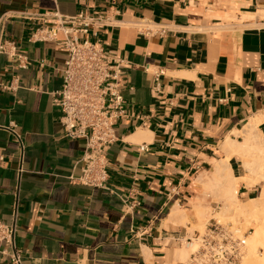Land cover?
<instances>
[{
	"label": "crops",
	"instance_id": "obj_1",
	"mask_svg": "<svg viewBox=\"0 0 264 264\" xmlns=\"http://www.w3.org/2000/svg\"><path fill=\"white\" fill-rule=\"evenodd\" d=\"M55 12L108 18L75 35L129 66L103 189L79 181L87 143L66 136L53 103L64 35L34 37L39 17ZM0 24V44L20 56L0 51V84L14 88L0 87V220L16 226L22 264L183 263L198 177L227 159L234 177L246 176L226 143L243 144L238 133L264 114V0H0Z\"/></svg>",
	"mask_w": 264,
	"mask_h": 264
},
{
	"label": "built area",
	"instance_id": "obj_2",
	"mask_svg": "<svg viewBox=\"0 0 264 264\" xmlns=\"http://www.w3.org/2000/svg\"><path fill=\"white\" fill-rule=\"evenodd\" d=\"M44 27L34 35L39 41H58L67 59L63 69V86L54 94L53 103L60 110V123L70 139H83L87 143L81 164V184L105 188L108 180L105 150L118 138L115 123L126 117V101L122 95L121 75L129 67L123 61L113 60L104 50L100 40H81L75 34H87L89 28L106 26L108 18L88 17L79 14L67 17L58 12L40 17ZM0 24V40L3 28ZM147 33H164L162 28L142 27ZM74 34L72 37L70 35ZM96 35V34H95ZM0 51L18 56L14 43L0 44ZM20 57V56H18ZM26 67V66H21ZM0 87L14 90L12 85ZM22 144L21 136L14 131ZM144 150V148H142ZM246 237L239 236L234 226L219 224L213 219L203 235L196 233L189 243L197 240L200 248L181 264H240L246 250ZM16 226L0 220V254L10 259V264H22L23 251L15 242Z\"/></svg>",
	"mask_w": 264,
	"mask_h": 264
},
{
	"label": "bare ground",
	"instance_id": "obj_3",
	"mask_svg": "<svg viewBox=\"0 0 264 264\" xmlns=\"http://www.w3.org/2000/svg\"><path fill=\"white\" fill-rule=\"evenodd\" d=\"M263 123H264V114L263 115L258 114L255 118L250 119V121L246 124L243 130L240 133H238L239 136H242V138L244 139L243 144H238L236 147H234V144L230 141V139L227 140L226 147L233 148L235 153H239L240 155L243 156V158L246 159L244 160L243 163L246 169L245 177L236 178L232 176V179L227 178L226 172L231 171V167L227 159L217 162L215 165V170L212 174L205 173L200 175L195 183L201 188L199 191V196L197 201L193 203L194 210L199 213L198 215L201 214L200 211L202 210L203 207V205L201 206L202 202L199 200L204 198L203 195H205L207 193V190H209L211 194H216V197L221 198V200H223L224 202L222 208L223 211L220 213L221 219H224V221H235V222H238V219L241 216L242 217L250 216L248 214L249 206L248 204H245L246 199L245 200L241 199V197L244 195L239 192L240 190L236 182L238 180L244 181L246 183V188L250 191H252L254 188L259 186L260 192L258 196L260 197L259 199L260 201L258 206L253 204V207L258 210L257 211L258 220L255 221L257 223V224L255 223L257 225L255 227L256 231H254V234L252 236H249L251 234L250 233L246 237L247 246L244 256L246 255L247 257L246 258L243 257L245 260L242 259L243 260L242 264H264V189L261 186V184L264 185V137L258 128L260 124ZM227 176L229 177V173L227 174ZM178 212L175 213V210L172 212V217H170L171 222L178 220L175 219L178 215L180 218L181 212L179 214ZM181 216H182L181 218L185 217L184 214H182ZM201 218L198 224L199 227H202L204 225V222L202 221ZM248 220L250 221V218ZM183 221L184 220H182V222ZM186 221L188 222V220ZM219 224L222 223L219 222ZM225 224L233 225L234 230L238 231L239 236L243 237L244 235H246V232L242 233L241 229L238 228L235 223L227 222ZM195 241L197 242V243L195 242L197 249H194L195 248V245L193 244L194 242L192 243L187 242V244L184 246L183 256L184 255L186 256L187 253L193 251L192 249H194V252H191L192 254L199 250L200 244L197 240Z\"/></svg>",
	"mask_w": 264,
	"mask_h": 264
},
{
	"label": "rangeland",
	"instance_id": "obj_4",
	"mask_svg": "<svg viewBox=\"0 0 264 264\" xmlns=\"http://www.w3.org/2000/svg\"><path fill=\"white\" fill-rule=\"evenodd\" d=\"M244 160H246V159L244 158ZM228 173H229V177L227 176ZM232 176L233 175H232L231 171L226 172V177L227 178L232 179ZM236 183H237V185L239 187V190H240V187L242 185H244L246 187V183L244 181H242V180H238ZM261 186L264 189V185L261 184ZM259 192H260L259 186L256 187V188H254L250 192H247L246 190H242L241 191V194L244 195V196L241 197V199L242 200H245L246 199V203L245 204H248V206H249L248 207V211H249L248 214L250 216H246V217L245 216H243V217L241 216V217H239L238 222H235V221H224V219H221L220 213L223 211L222 208H223L224 202H223V200H221V198L216 197V194H211V192L209 190H207V193L205 195H203L204 198H202L201 200H199V201L202 202L201 206L203 205L202 210L200 211V213H201L200 215L201 216L198 215L199 213L197 211H195V212H197L196 215L198 217V224H199L200 218L202 217L201 219L204 222V225H203L204 227L203 226L202 227H199L197 225V226L193 227L190 230V232H193L194 230H196L198 233H200L201 235H203L205 233L206 229L208 228V225L212 224L213 223V219H215L216 221L222 223V225L223 224L226 225L225 223H227V222H229V223L230 222L235 223L237 225V227L241 229V232L242 233H245L246 232L247 236L251 233L249 236H252L254 234V231H256V228L255 227L257 226L256 225L257 223L255 221L258 220V215H257L258 214L257 213L258 210L253 207V204L256 205V206H258L259 201H260L259 200L260 197L258 196L259 195ZM248 198H250V199H248ZM197 199H198V197H197ZM197 199H196V201H197ZM249 218H250V221L248 220ZM200 229H202V230H200ZM195 242L196 241H194V243H193L194 245L197 243V242L196 243ZM248 242H249V240H248ZM186 244H187V242L184 243V246ZM196 247L197 246L195 245V248L194 249H197ZM194 249H192L193 251H190L189 250L190 252L188 251L189 253H187V255L185 257H183L182 259L179 258V260L182 261L183 263L186 262L189 259L190 255L192 254L191 252H194ZM246 257L247 256L245 255L244 258H246ZM244 258H243V260H245ZM243 260L241 261L240 264H242Z\"/></svg>",
	"mask_w": 264,
	"mask_h": 264
}]
</instances>
